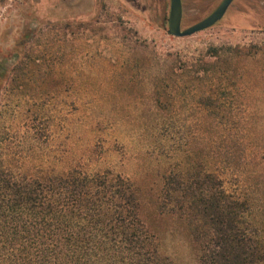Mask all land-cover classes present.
<instances>
[{"label":"rangeland","instance_id":"rangeland-1","mask_svg":"<svg viewBox=\"0 0 264 264\" xmlns=\"http://www.w3.org/2000/svg\"><path fill=\"white\" fill-rule=\"evenodd\" d=\"M222 1L182 0V28ZM170 8L171 0H0V57L34 31L0 96V144L9 145L5 165L21 161L24 171L28 154L43 169H110L139 181L161 250L192 264L182 232L155 219L154 192L189 138L202 149L206 123L192 98L210 84L205 76L264 98V0H235L214 27L184 38L168 32ZM237 47L259 53L238 56ZM162 64L176 98L170 115L157 113L154 98Z\"/></svg>","mask_w":264,"mask_h":264},{"label":"trees","instance_id":"trees-1","mask_svg":"<svg viewBox=\"0 0 264 264\" xmlns=\"http://www.w3.org/2000/svg\"><path fill=\"white\" fill-rule=\"evenodd\" d=\"M32 35L0 57V96ZM164 68L154 98L157 113L170 115L176 98ZM205 77L210 84L192 98L206 123L202 149L189 138L181 163L160 172L152 212L182 232L192 264H264V109H252L264 98L233 95L214 83L222 76ZM1 147L0 264H181L161 250L139 181L110 169H43L28 154L24 171L21 161L5 165L9 145Z\"/></svg>","mask_w":264,"mask_h":264},{"label":"water","instance_id":"water-1","mask_svg":"<svg viewBox=\"0 0 264 264\" xmlns=\"http://www.w3.org/2000/svg\"><path fill=\"white\" fill-rule=\"evenodd\" d=\"M235 0H223L219 7L207 18L195 25L183 29V3L182 0H171L168 18V32L173 37L184 38L214 27L226 15Z\"/></svg>","mask_w":264,"mask_h":264},{"label":"flooded vegetation","instance_id":"flooded-vegetation-1","mask_svg":"<svg viewBox=\"0 0 264 264\" xmlns=\"http://www.w3.org/2000/svg\"><path fill=\"white\" fill-rule=\"evenodd\" d=\"M30 1H33V0H30ZM55 1V0H54ZM56 1H59V0H56ZM32 4V3H31ZM54 5V4H53ZM37 11V9H34V10H32V13H35ZM27 31H32V30H30V28L29 29H27ZM32 32H34V31H32Z\"/></svg>","mask_w":264,"mask_h":264}]
</instances>
